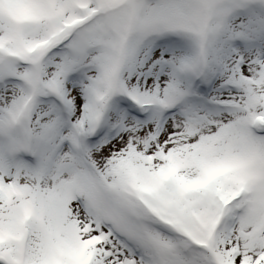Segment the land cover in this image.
<instances>
[{"label":"snow or ice","instance_id":"snow-or-ice-1","mask_svg":"<svg viewBox=\"0 0 264 264\" xmlns=\"http://www.w3.org/2000/svg\"><path fill=\"white\" fill-rule=\"evenodd\" d=\"M0 264H264V0H0Z\"/></svg>","mask_w":264,"mask_h":264}]
</instances>
